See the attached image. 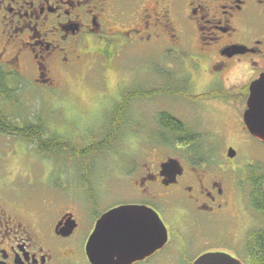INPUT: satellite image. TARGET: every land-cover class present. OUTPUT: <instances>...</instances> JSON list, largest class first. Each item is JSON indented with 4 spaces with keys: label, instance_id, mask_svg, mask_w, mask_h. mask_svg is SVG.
<instances>
[{
    "label": "flooded vegetation",
    "instance_id": "af4514ba",
    "mask_svg": "<svg viewBox=\"0 0 264 264\" xmlns=\"http://www.w3.org/2000/svg\"><path fill=\"white\" fill-rule=\"evenodd\" d=\"M137 43L166 51L184 73L173 76V61L149 60L142 74L152 71L166 86L148 88L149 98L181 99L189 107L161 108L150 124V117L129 120L136 98L118 111L125 126L142 133L134 144L174 150L162 156L144 152L142 163L124 172L128 187L112 204L104 205L98 189L85 185L73 191L55 187L25 207L0 193V264H93L86 251L89 236L99 218L120 205L149 209L167 232L163 246L128 264H192L206 252L264 264V211L249 199L264 169L235 164L238 152L231 144L220 158L212 151L223 143L222 129L264 146L244 121L250 86L264 73V0H0V73L6 83L31 65L34 83L56 88L86 65L114 69ZM234 46L242 51L232 53ZM161 114L172 127L158 123ZM169 159L179 172L162 170Z\"/></svg>",
    "mask_w": 264,
    "mask_h": 264
},
{
    "label": "rangeland",
    "instance_id": "374dc122",
    "mask_svg": "<svg viewBox=\"0 0 264 264\" xmlns=\"http://www.w3.org/2000/svg\"><path fill=\"white\" fill-rule=\"evenodd\" d=\"M153 47L146 43L132 45L119 56L114 69L102 72L97 67L86 65L81 71L70 72L56 88L34 83L32 68L28 65L29 68L26 67L17 80L9 81L12 85L6 83L13 90V106L7 101L3 104L11 107L8 111L10 115L23 120L36 118L46 124L47 134L61 135L69 140L71 146L81 149L102 137L109 125L112 107L124 90L139 85L147 89L161 86V80L152 71L142 74L149 60L159 64L173 61L174 65L169 70L173 76L183 77L180 61ZM188 50V53L194 52ZM188 107L181 99H135L130 102L129 120H147L150 117V124L153 113L161 108L181 112ZM124 128L123 134L108 148L84 158L67 157L65 152L43 153L18 137L0 133V193L6 192L16 205L25 207L37 203L39 196L46 191H54L55 187L65 186L73 191L77 186L85 185L98 189V197L103 198L104 205L121 201V192L128 187L124 172L132 165H140L144 152L162 156L174 150L172 145L134 144L132 139L141 138L142 133L133 125H124ZM150 133H153L152 130ZM221 134L222 145L212 147L217 158L231 144L238 152L235 164L250 163L248 169H264V146L252 140L242 142V137L223 129ZM161 135L166 136L164 132ZM241 244H238V251L244 244L243 238Z\"/></svg>",
    "mask_w": 264,
    "mask_h": 264
},
{
    "label": "water",
    "instance_id": "95a60500",
    "mask_svg": "<svg viewBox=\"0 0 264 264\" xmlns=\"http://www.w3.org/2000/svg\"><path fill=\"white\" fill-rule=\"evenodd\" d=\"M232 47V53L241 50ZM264 73L250 86L248 108L244 121L249 132L264 141ZM228 155L233 156L231 149ZM162 170H177L176 160L169 159L161 164ZM149 209L134 205H120L105 212L97 221L89 236L86 251L93 264H128L131 260L148 254L163 246L167 240L164 224L158 216H151ZM103 240V243H101ZM192 264H243L239 259L224 252H206Z\"/></svg>",
    "mask_w": 264,
    "mask_h": 264
},
{
    "label": "trees",
    "instance_id": "16d2710c",
    "mask_svg": "<svg viewBox=\"0 0 264 264\" xmlns=\"http://www.w3.org/2000/svg\"><path fill=\"white\" fill-rule=\"evenodd\" d=\"M6 79L2 73H0V133L5 135H11L18 137L29 145H34L40 152L67 153V157H86L93 154L101 149H106L115 141L122 132H124L123 117L124 114L118 111L125 102L129 99H137L138 96H144L147 99L151 96L149 90L145 88H133L130 93H125L120 97V100L114 104V109L110 113L109 125L107 130L103 133L102 137L95 142L85 145L81 149H76L71 146L69 140L58 134H47L46 124L40 120L34 118L33 120H23L19 116H12L9 114L11 107L6 106L3 102L7 101L14 104L13 90L6 86ZM166 86H160L157 91H164ZM142 89V90H141ZM166 114H161L158 117V123L164 127H172V123L166 119ZM172 122V121H171ZM123 134V133H122ZM264 175L259 177L256 182L252 185L249 199L251 205L257 210L264 211Z\"/></svg>",
    "mask_w": 264,
    "mask_h": 264
},
{
    "label": "snow or ice",
    "instance_id": "6c2138e0",
    "mask_svg": "<svg viewBox=\"0 0 264 264\" xmlns=\"http://www.w3.org/2000/svg\"><path fill=\"white\" fill-rule=\"evenodd\" d=\"M101 243H103V240H101Z\"/></svg>",
    "mask_w": 264,
    "mask_h": 264
}]
</instances>
